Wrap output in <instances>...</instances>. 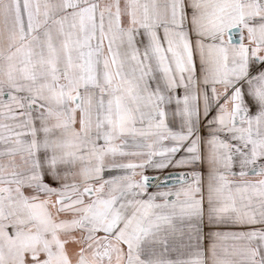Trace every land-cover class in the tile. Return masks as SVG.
Here are the masks:
<instances>
[{"label":"snow or ice","instance_id":"1","mask_svg":"<svg viewBox=\"0 0 264 264\" xmlns=\"http://www.w3.org/2000/svg\"><path fill=\"white\" fill-rule=\"evenodd\" d=\"M0 264H264V0H0Z\"/></svg>","mask_w":264,"mask_h":264}]
</instances>
